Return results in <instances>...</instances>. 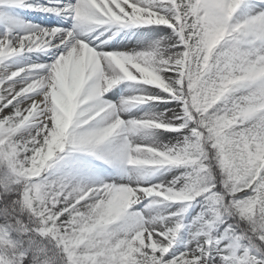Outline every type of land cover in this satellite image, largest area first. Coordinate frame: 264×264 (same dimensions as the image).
<instances>
[{
	"label": "snow or ice",
	"instance_id": "1",
	"mask_svg": "<svg viewBox=\"0 0 264 264\" xmlns=\"http://www.w3.org/2000/svg\"><path fill=\"white\" fill-rule=\"evenodd\" d=\"M0 264H264V0H0Z\"/></svg>",
	"mask_w": 264,
	"mask_h": 264
}]
</instances>
